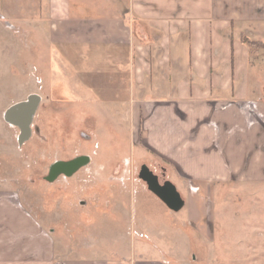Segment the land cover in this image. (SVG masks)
<instances>
[{
	"label": "crops",
	"instance_id": "1",
	"mask_svg": "<svg viewBox=\"0 0 264 264\" xmlns=\"http://www.w3.org/2000/svg\"><path fill=\"white\" fill-rule=\"evenodd\" d=\"M263 28L264 0H0V121L35 92L34 51L41 52L40 79H48L42 52L52 47L63 73L81 79L93 101L129 127L137 163L159 167L183 195L212 196L220 181L250 183L264 176V98L251 85L264 56L255 63L262 50L241 37L261 36ZM18 81L31 87L6 99ZM4 186L0 264H173L152 237L150 251L130 262L64 258ZM149 192L140 187L144 197ZM155 252L160 258L147 257ZM254 253L264 264V253Z\"/></svg>",
	"mask_w": 264,
	"mask_h": 264
},
{
	"label": "rangeland",
	"instance_id": "2",
	"mask_svg": "<svg viewBox=\"0 0 264 264\" xmlns=\"http://www.w3.org/2000/svg\"><path fill=\"white\" fill-rule=\"evenodd\" d=\"M248 39L264 40V32ZM261 50L253 59L258 65L264 47ZM42 53L49 75L40 79L37 58L41 52L34 51L33 95L40 97V106L30 140L22 143L20 129L7 121L8 112L16 105L3 116L4 129L0 121V185L15 191L35 223L50 231L52 246L60 256H112L130 262L150 251L152 237L158 247L173 254L168 258L173 264L261 263L254 253V249L264 253L261 172L250 183L220 181L209 197L186 196L176 186L186 202L178 212L168 210L153 194L144 197L140 187L146 191L148 187L139 177L142 167L158 175L161 184L169 182L168 176L159 167L137 163L141 154L132 143L129 127L126 130L105 107L95 103V96L83 88L81 79L63 73L52 47ZM23 75L19 73L17 79ZM251 85L253 94L256 86L259 97L264 98V70L251 79ZM30 87V83L18 81L5 91V98H20ZM85 156L90 158L86 166L50 181L55 163ZM202 198H208L209 203L203 205ZM153 201L162 205L168 216ZM202 217L205 224L197 225L196 220ZM155 253L147 257L160 258V252Z\"/></svg>",
	"mask_w": 264,
	"mask_h": 264
},
{
	"label": "water",
	"instance_id": "3",
	"mask_svg": "<svg viewBox=\"0 0 264 264\" xmlns=\"http://www.w3.org/2000/svg\"><path fill=\"white\" fill-rule=\"evenodd\" d=\"M89 162L90 158L87 156L78 157L67 162L59 161L51 167L50 181H53L60 175L71 176ZM140 179L146 183L148 190L171 211L178 212L185 206V201L176 186L171 182L161 184L159 178L147 167L142 169Z\"/></svg>",
	"mask_w": 264,
	"mask_h": 264
},
{
	"label": "bare ground",
	"instance_id": "4",
	"mask_svg": "<svg viewBox=\"0 0 264 264\" xmlns=\"http://www.w3.org/2000/svg\"><path fill=\"white\" fill-rule=\"evenodd\" d=\"M39 106L40 97L32 95L28 101L13 107L7 115V121L20 129L22 143H26L32 136V123Z\"/></svg>",
	"mask_w": 264,
	"mask_h": 264
},
{
	"label": "trees",
	"instance_id": "5",
	"mask_svg": "<svg viewBox=\"0 0 264 264\" xmlns=\"http://www.w3.org/2000/svg\"><path fill=\"white\" fill-rule=\"evenodd\" d=\"M241 42L245 45H247L248 47H257L258 49H261L264 47L263 44L258 43V42H254V41H250L247 37L242 36L241 37Z\"/></svg>",
	"mask_w": 264,
	"mask_h": 264
},
{
	"label": "built area",
	"instance_id": "6",
	"mask_svg": "<svg viewBox=\"0 0 264 264\" xmlns=\"http://www.w3.org/2000/svg\"><path fill=\"white\" fill-rule=\"evenodd\" d=\"M29 100V99H28ZM24 103V102H23Z\"/></svg>",
	"mask_w": 264,
	"mask_h": 264
}]
</instances>
